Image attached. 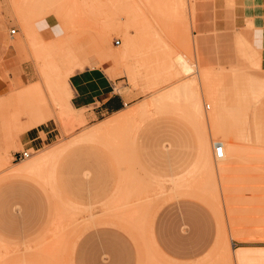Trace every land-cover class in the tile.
Here are the masks:
<instances>
[{
	"label": "rangeland",
	"instance_id": "obj_1",
	"mask_svg": "<svg viewBox=\"0 0 264 264\" xmlns=\"http://www.w3.org/2000/svg\"><path fill=\"white\" fill-rule=\"evenodd\" d=\"M252 1L244 0L245 6L250 7L253 4ZM61 2L63 8V1L32 0V5L37 10L36 13L43 9L41 10L43 14L41 11L39 12L41 17L38 16L41 19L37 21L45 22L48 20L47 17L52 18L54 15H58L61 19L65 18V23L64 20L58 19L57 23L60 24L56 23V29L51 30L52 26L46 28L47 34L50 33V38L53 41H59L64 37V25L67 24L66 28L72 25V21L69 22L61 10ZM108 3L111 4L108 1L107 5H104L106 7L103 6L102 9L110 15L113 13L114 16L116 5L110 9L113 5L107 8L110 6ZM242 3L243 0H194L190 6L185 2L181 8L184 15L181 21L182 33L180 36L176 35L177 38L171 37L172 34L165 37L166 40L168 39L167 44H171L172 48L170 49L176 50L177 48V52H184L189 60L191 58L193 64L196 63L197 70L203 72L205 68H209L213 73L211 81L204 82L202 85L205 86L204 89L206 88L205 95L209 94L205 96V100L203 98L204 109L209 114L214 110L213 107L216 104L220 110L221 128L216 135H213L214 131L210 124V128L206 124L213 161L216 156L212 139L215 141L217 138L221 139L225 134H229L231 140L238 142L240 149L244 148L239 162L233 166L236 168H232V172L230 171V175L228 174V183H224L228 185L226 187L228 190L224 191L226 195L221 188L223 183L204 169L188 178L187 183L190 186L186 188L187 190L180 193L174 192L170 176L186 173L191 166L196 164L198 155V135L195 128L193 129L194 126L187 120L188 115L186 116L189 105L184 100V106L178 107L180 110H176L174 113L170 111V106L163 108L168 111H161L156 106H152L151 102L146 104L152 99L151 96L158 94V91L161 90L160 93H162L169 87L171 88L174 83L182 84L183 81L181 83L180 80L183 79L181 78H190L191 76L181 73L182 75L177 76L180 77L177 79L160 69L157 70V73L155 72V75L154 71L148 69L146 71L144 66L139 65L143 61L141 54L140 57L133 55L130 60L128 58L127 64L117 54L124 46L121 34H112L111 39L109 38L110 43L104 45L101 39L95 38V33L99 29L96 26H91V29L87 28L88 31L86 28L82 31L73 29L70 31L71 39L75 45H79L76 48V53L82 61L86 62L84 65L81 62L83 68L77 72L98 67L109 61L101 60V62L99 60L101 56H98L101 52L104 53L101 49H109L106 53L110 51L115 56L107 64L113 66L114 80L117 81L116 88L125 97L130 96V99L127 100L129 106L139 105L136 108L142 107L144 102V104L150 105V107L148 106L150 108H148L149 116L137 115V119L135 117L131 123L127 124L128 126L125 125L130 137H128L129 140L126 139L125 144L108 148L99 143H79L69 148L63 155L54 172L55 185L53 187L59 189L60 194L57 193L58 195L63 196L59 200L66 198L68 201L70 199V203L73 201L74 205L77 203L76 205L80 207L85 205L84 207L87 209L85 208L86 211H84V208H81L84 212L81 211L75 222L70 221L69 226H66L68 231L64 227L63 231L66 230V232L63 237L67 238H63L65 240L62 244L64 248L59 245V250L57 248L55 254H48L49 256L46 254L47 252H43V248L53 238L54 222L61 214L59 208L62 210L66 207L65 203L63 200L57 202L55 189L52 188V185H47L50 184L49 181L47 183L42 180L43 178L38 179L35 176L13 173V168L26 159H21L17 152L26 150L23 146H12L13 138L7 127L0 121V255L2 254L3 260L9 252L5 260L0 261V264H3L9 257L11 264H23L24 261H27L25 264L32 262L34 264L47 262L46 264H48L49 260L52 263L53 259L54 263L52 264H153V262L155 264H235V249L264 248V69L257 70L256 67L243 65L249 61L238 60V42L236 40L239 33L246 34L251 41L250 46L256 52L250 61L262 58L259 47L262 28L256 24L254 16L250 15L246 16L245 27L236 25V19L240 18L238 5ZM21 4L20 0H0V40H4L10 48L8 56L0 60V73H7L11 78L22 75L27 84H14V87L7 92H0V101H4L5 105L8 98L15 101L17 98L30 96L39 105L48 108V120H52L60 132L54 140L49 141L46 145L27 151L31 155H33L32 153L39 155L49 148L73 139L84 129L93 127L95 123L98 124L111 115L89 121L85 127L69 135L63 134L57 118L59 107L56 105L58 102H53L47 88L42 85L38 91L34 86L33 90H30L33 82L37 80L44 83L45 86L48 85L39 72L38 64L28 56L27 41L25 42L26 39L21 35L20 26L15 19L17 8H22ZM51 6L52 8H50ZM56 9L59 10L56 11ZM42 16L45 18L43 19ZM121 18L123 21L125 20L124 15H121ZM49 21H51L50 24L52 21L53 24H55L54 21L56 22L54 19H49ZM78 21L80 19L75 20L79 24ZM250 21L254 23L253 27ZM57 29L60 30L57 31ZM13 30H16V33H13ZM99 30L100 35L101 29ZM52 31L57 33H52ZM85 31L87 32L85 33ZM132 32H135L134 29ZM188 33L190 34L188 35ZM95 39L101 40L102 46L97 40L98 45H96ZM18 41L23 45L24 50H18L14 46ZM170 44H168L169 47ZM207 49L213 51L209 58L205 52ZM150 54L153 55V52ZM154 56L151 61H154ZM149 71L153 74H150ZM150 87L152 88L150 89ZM198 93L201 96L200 90ZM208 105H211V108H207ZM124 108L123 110L128 109V105ZM28 116L24 108L20 110L19 118L22 121H27ZM0 118L2 119L1 115ZM44 121V117L41 116V120L36 126ZM210 129L212 130L210 131ZM119 131L121 130H117V133ZM114 132H112L113 135H115ZM166 145L170 148L166 149ZM141 168L144 169L141 170ZM127 171L136 175L138 182L140 180L145 184L141 183L142 186L140 185L141 188H144L142 189L143 194H138V185H134L133 189L136 187L135 191L137 192L133 190L134 194L131 193L132 196L130 195V199L128 198L129 200L126 201H130V203L128 202L130 205L127 203L130 207L137 205L140 207L141 205L142 208L141 213L134 216L135 219L130 218L132 221L123 213L126 211V203L120 204L125 205L122 206L124 211L122 208H120L122 211L118 209L121 211L118 214L124 216H117V211L115 213L113 208L109 210L107 205L102 204H106L107 199L110 200L121 175ZM45 173L46 179H48V174ZM151 175L167 179L166 182L162 179L163 186L164 184L166 186L162 193L156 187L157 181L150 180L149 176ZM127 176L124 177V180L127 178L130 182L128 179L130 174ZM200 177L204 180L202 181ZM231 179L232 181H230ZM138 182L136 181V183ZM149 183L150 185H148ZM214 183H216L215 186ZM126 185L128 186L127 182ZM126 185L124 181V186ZM218 187L219 190H217ZM228 187L232 189L231 193ZM53 189L54 192H52ZM144 193L147 195L145 194V196ZM131 203L137 204L131 205ZM138 206L137 208H139ZM104 210L107 211L106 214ZM56 211L60 214L56 215ZM56 216L58 217L56 218ZM97 217L99 218L97 219ZM134 223L135 225H133ZM69 227L72 228V231H69L71 230ZM227 245L230 248L231 260L227 254H223ZM38 253H41L40 256ZM42 255L46 259H43ZM24 256L25 258H23Z\"/></svg>",
	"mask_w": 264,
	"mask_h": 264
},
{
	"label": "bare ground",
	"instance_id": "obj_2",
	"mask_svg": "<svg viewBox=\"0 0 264 264\" xmlns=\"http://www.w3.org/2000/svg\"><path fill=\"white\" fill-rule=\"evenodd\" d=\"M11 1H13V0H11ZM59 1H63V3H64L63 8H62V2L60 3L61 4V10L64 12L66 17L69 19V22H70V20L72 21V25L70 27L66 28L67 24L64 25L65 26L64 27V34H63L64 37L59 41H53L50 38L51 37L50 33L48 35L46 32L47 31L46 28H50V26H52L51 30L57 28L56 23L58 22V19H61L58 15H54V16L50 15V16H52V18L47 17L48 20L47 21L45 20V22L37 21V20L41 19L38 16L41 17V14L39 12L43 9L39 10L38 13H36L37 10H35V8H34L35 6L33 7L32 0H20V2L22 3L21 4L22 6L21 5L20 6L22 8L18 7L17 8L18 11H17L16 7L14 6L15 10L17 11V13L16 14L14 13V14L16 15L15 19H17L18 25L20 26L21 35L26 39L25 42L27 41V46H28V51H29L28 56H30L32 59H34L35 62L38 64L39 72H40L42 78L45 80V82L48 85L47 86L48 91H49V93H51L53 100L55 99L53 102L57 101L58 104H60V106H62V107H60V106L56 105V106L60 107V110L62 109V111L59 110L60 113H58V116H60L59 114H61L62 117H67L66 119H62V120H63V122L65 120H68L70 122V126L72 129L71 132L74 130L75 127L81 126L84 123L86 124V122H88V121H86L84 118L78 119L77 114L75 112H73L71 110V108L69 107L70 98L72 96V91H71L70 84H69V78L77 70H80L83 68L81 62H83V65H84V63L86 64V62L82 61L79 58V55L76 53V48H78L79 45H75L74 42L72 41V39H71L72 34H70V31L73 29H79L82 31L84 28H86V30H87V28L91 29V26H96L97 28L101 29V34L99 35V32H100L99 29H98L99 32L97 31V33H95L94 31H92V33L94 32L95 38L98 37L99 39H101L102 42L104 43V45L110 43L109 38L111 39L112 34L113 35L114 34H121L123 36L124 46L122 48H120V50L118 51L117 54L122 61H126V60H128V58L130 60V57H133V55L140 57V54H141L143 61L140 62L139 65L144 66L145 70L148 69L150 71H154V74H155V72L157 73L158 69H160L164 72L166 71L167 73L171 74L175 78L179 75H182L181 73H184L186 76H191L190 78H181V79H183V80H180V82L183 81V83L181 82L182 84L174 83L175 86H173L174 85L173 84L172 85L173 87L172 86H171V88L169 87L170 89L167 87L168 90H165L162 93H160L161 90H160V92L158 91V94L156 96H153V97L151 96L152 101L150 100L149 103H148V101L146 103V104H150V102H151L152 106L153 105L156 106L158 108V110H161V111H166L167 109L166 110H164V109L170 106V108H171L170 111L176 112V110H180V109H178V107L181 108L182 106H184L183 103H185L187 101L186 103H188V105H189L188 110H187L188 112H186V116L188 115L187 120L194 126V128L197 130V133L199 136V152H198V156L196 159V164L193 167L191 166V168L186 173H182L178 176H174V177L170 178L172 180L173 185H174V187H173L174 192L180 193V192L187 190L186 188L190 186L187 183L188 178H190L191 176H194L198 171L202 172L203 169L206 170L207 172L208 171L211 172L215 178L217 177L218 181L220 180L223 183L222 184L223 187H221L223 192L225 190H228V189H226V187L228 185H225L224 183H228V181H229L228 180L229 179L228 174L230 171L232 172V168H236L233 166H234V164L239 162L240 156L243 153L242 151H244V148L241 147V149H240L238 142L236 140H231V137L229 134H225L223 138H221V139L217 138L215 141H213L214 139H212V137L210 136L212 139V142H213V146L215 149L214 153L216 156V158L213 157L214 161L212 159L213 153H211V149H210L209 138H208V135L206 132V124H208V127L210 124V127H212V129L214 131V134L213 133L212 134L216 135V133L219 132L218 130L221 128L220 110H219V106L216 104H214L215 105V107H213L214 110L212 112H210L209 114H208L207 110L204 109L205 108L204 107L205 96H207L209 94L205 95L206 94V90H205L206 88L204 89L203 87H205V86H202V85H204V82H210L211 81L213 73L209 68H205L203 72H201L199 69L197 70V68H196L197 65H195L196 63L193 64L194 62L192 63L191 58L189 60L187 58V56L184 54V52H177V48H176V50L170 49V48H172L171 44L168 43V44H170V47H169L167 44L168 39L166 40V38H165L169 34H172L171 37L175 36V38H177L176 35L180 36V34L182 33L181 21L184 18V15H183L182 10H181L182 4L187 2L188 5L190 4V6H191L194 0H106L104 2L102 0H59ZM108 1L111 2V4L108 3V6L109 5L110 6L107 8H110L113 5L110 8V9H112L116 5L115 6L116 8L114 9V13L116 12L114 14L115 17L113 16V13H111V15H110V14H108L107 11H103L104 9H102L104 5H107ZM113 2H114V4H113ZM54 4H56V3H54ZM40 6H42V5H40ZM52 6H54V5H52ZM52 6L50 8H52ZM104 7H106V6H104ZM58 10L59 9H56V11H58ZM109 12H110V10H109ZM41 13H42V11H41ZM121 15H124V17H125L124 21L122 20ZM43 16H45V15H43ZM44 18L45 17H43V19ZM49 19L50 20L51 19L56 20V22L54 21L55 24H53V21H52V24H50L51 21H49ZM77 19H80V21H78L79 24L77 22H75V20H77ZM61 20L62 21L64 20V23H65V18H62ZM59 22H60V20H59ZM67 22H68V20H67ZM250 22H251V25L253 27L254 23L252 21H250ZM57 24L59 25L60 23H57ZM248 26H250V25L248 24ZM133 29L135 31L134 33L132 32ZM59 30L57 29V31H59ZM87 31H85V33ZM189 31H191V30H189ZM15 32H16V30H15ZM55 32L56 31H54V32L52 31V33H55ZM89 32H91V31H89ZM189 34L190 33H188V35ZM96 40L97 39H95V43H96ZM100 41H98V42H100ZM97 43H96V45H98ZM101 46H102V43H101ZM160 47H161V49H160ZM101 50L105 54L101 52L100 55H98V56H101L99 58L100 61L101 60H109L110 61V60L114 59L115 56L113 54H111L110 51H109V53L108 52L106 53V51H108L109 49L108 50L101 49ZM151 52H153V55H155L154 61H151L153 59V55L150 54ZM159 53H160V55H162V57H160ZM96 54H98V52H96ZM262 59L263 58L255 59V60L249 61L248 63L243 64V65H247V66L249 65L251 67H256L257 70H261V69H264L262 67V63H261ZM85 61H86V59H85ZM126 63H127V61H126ZM110 68H112V67H110ZM147 74H148V72H147ZM150 74H153V73L150 72ZM39 78H40V76H39ZM134 78H135V76H134ZM178 78H180V77H177V79ZM213 82H214V80H213ZM155 86H156V84H155ZM151 88L152 87H150V89ZM197 89H199L201 91L202 98L200 96V93H198L199 90H197ZM203 98H204V100H203ZM126 99L129 100L130 96L127 95ZM184 100H185V102H184ZM144 103H142V107L136 108L139 105H137L136 107L129 106L128 101H127L128 109L123 110L122 113H120L122 110L117 112L120 114L117 116H115V114H114L115 117L111 116L112 118L109 117L106 121L104 120V122L102 120L101 123H98V124L95 123L96 126L93 125V127H90L88 129H84L77 136L73 137V139H70L69 141L62 143L59 146L58 145L56 147L54 146V148H50L47 151H45L39 155H37L36 153H32L33 155H31L28 152V156L23 157L26 159H24L21 163H19V165L17 167L13 168V173L14 174L28 175V176H35V177H38V179L43 178L42 179L43 181H45V182L47 181V183L49 181L50 184H47V185H50V186L52 185V188L55 189V187H53L55 185V178H54L55 166H56L59 158L61 157V155L65 152V150H67V148L69 146H71L75 143L77 144V143L83 142V141L97 142V143H100V144L107 146L108 148L109 147L112 148L115 145L119 146L123 143L125 144L126 141L129 140V138H130L128 136V130H126V127L128 126L127 124L131 123L137 115H140L143 117V116H147L149 114L150 110H148V108L150 107V105H146ZM214 103H216V102L214 101ZM156 107H154V108H156ZM207 108H211V105L210 106L208 105ZM73 110H75V109H73ZM75 111H78V110H75ZM136 119H137V117H136ZM138 119H140V118H138ZM142 119H144V118H142ZM63 125H64V123H63ZM121 125H123L124 127ZM125 125H127V126H125ZM82 127H84V125ZM121 127L123 128V130ZM119 129L121 131H119L118 132L119 134H118L117 130H119ZM212 129H210V131ZM115 130H116V132H114ZM112 132H114L115 135L117 134L116 135L117 137L115 135H113ZM218 146H222V149H223V155L221 157H219L216 154V150H217ZM256 151H257V149H256ZM251 153H253V152H251ZM143 169L141 168V170H143ZM127 170H129V169H127ZM45 172H47V174H48V179H46L47 177L45 176L46 175ZM125 174H127V175L130 174V176L128 178L130 182H128L127 178L124 180V177H128ZM122 175H124V176H122ZM122 175L120 177L121 178L120 183H119L116 191L110 197V200L107 199L108 202L106 200L105 201L106 204L105 203H102V204L107 205V207H109V208H107V207L106 208L109 210H110V208L111 209L113 208L112 210L115 211V213L117 211L116 214H118V212L121 210L120 208H122V206H123L120 204L126 203V206H128L129 208H127L124 205L126 208V211L123 213H124L125 217H127V218H129V220H131L130 218L135 219L134 216L139 215L141 213L142 208H141V205H140V207L137 205L139 208H137V206L130 207L129 206L130 201H128L129 203L126 201L130 199L132 194H134V192L132 193V191L133 190L135 191V188H136L135 187L133 189L134 185H138V192L137 191H135V192H137L138 194H143L144 191L142 192V189H144V188H141V186L144 183H142V181L140 182V180H139V182H140L139 183L138 179H137L138 177L136 175L130 173V171H127L126 173L123 172ZM132 175H134V176H132ZM200 175H202V174H200ZM151 176H149L150 180L151 181H153V180L157 181V183H155V184H157L156 187L162 193L164 191V186H165V184L163 186L162 183L166 182L167 179H165L163 177L160 178L159 176H156V175H151ZM44 178H45V180H44ZM143 178H145V177L143 176ZM207 178H208V176H207ZM209 178H211V177H209ZM162 179L164 182L162 181ZM194 179H195V177H194ZM141 180H143V179L141 178ZM201 180H202V178H201ZM203 180H204V178H203ZM124 181H125V185H126V182L128 184V186L126 185L128 187L127 189H126V186H124ZM136 181L139 184L136 183ZM230 181H232V179ZM154 182H153V184H154ZM214 182H215V180H214ZM146 183H148V182H146ZM215 184L216 183H214V186H215ZM148 185H150V183ZM212 185H213V183H212ZM151 186H152V184H151ZM191 186H192V184H191ZM202 187H203V185H202ZM216 187H217V185H216ZM228 188L230 189V193H231L232 189L230 187H228ZM54 189L52 192H54ZM194 189H195V187H194ZM58 190L55 189V194L59 193ZM217 190H219V187L217 188ZM222 190H220V191H222ZM145 192H146V189H145ZM217 192H219V191H217ZM154 193H156V192H154ZM145 194L146 193H144V195ZM221 194H223V193H221ZM224 194H225V192H224ZM221 196H223V195H221ZM62 197L63 196L58 195V194L55 196V198H58L57 202L62 201L63 199L59 200V198H62ZM224 197H226V196H224ZM66 200H67L66 198H64V200H63V203H65V206H66L65 208H63L64 210L62 209L63 210L62 211L61 208H59L60 209L59 211L61 214L59 212L57 213V211H56V215L60 214V216L59 217L56 216V218L58 217V219L56 222H54V228H52L53 229L52 230L53 231V238L50 239V241L43 248L44 249L43 252H47L46 253L47 255L48 254L49 255L55 254L57 248L59 250V245L62 246L63 242H65V240L63 238H66V236L63 237V235H65L64 233L67 230L66 226L67 225L69 226V223L75 222V220L78 219V215L81 213L83 208H84L83 210L86 211L85 210L86 207H84L85 205L80 207V206L76 205L77 203L74 205L73 201L71 202L73 204H71L70 199L68 201H66ZM107 203H109V204H107ZM127 203L129 205H127ZM133 204H137V203H133ZM133 204L131 203V205H133ZM119 205H120V207L117 208ZM110 206H114L116 208L110 207ZM226 207H227V205H226ZM118 209H120V210L118 211ZM122 209H123V211L125 210L124 208H122ZM106 210H104V212ZM84 211H82V212H84ZM85 213H87V212H85ZM102 213H103V211H102ZM106 213H107V211L105 212V214ZM241 213H242V211H241ZM98 214H100V213H98ZM102 215H100V216L103 217ZM120 215L124 216L123 214H118L117 216H120ZM98 218L99 217H97V219ZM122 218L125 219L124 217H122ZM136 223H137V221H136ZM75 225H76V223L74 224V226ZM133 225H135V223ZM74 226H72V227L74 228ZM64 227L66 228L65 232L63 231ZM79 227L81 228V226H79ZM70 229L71 230H69V231H72V228H70ZM74 230H76V229H74ZM231 231H232V228H231ZM235 234H238V233H235ZM67 236H69V235L67 234ZM226 241L224 243L225 245L227 244ZM63 248L61 251H63ZM225 248H226V250L223 252V254L224 253L227 254L231 260L230 248L228 247V245ZM37 251H41V250H37ZM19 252H21V251H19ZM8 254H9V252H8ZM8 254H7V256H8ZM40 254H39V256H40ZM1 255H0V258H1L0 261L3 260ZM20 255H22V254H20ZM35 255H37V254H35ZM7 256H5V257H7ZM30 256H31V254H30ZM32 256H33V254H32ZM5 257H4V260H5ZM34 257H31V258H34ZM42 257H43V255H42ZM54 257H56V256H54ZM9 258H8V260L6 259V261H5L6 264H7V261H8V264L10 263ZM23 258H25V256ZM26 258H27V256H26ZM44 258L45 257H43V259ZM11 259H13V258L11 257ZM21 259H22V257H21ZM29 259H30V257H29ZM52 259H53V257H52ZM57 259H59V258H57ZM148 259H149V257H148ZM14 260L16 261V259H14ZM24 260H26V259H24ZM37 260H38V258H37ZM53 260H52V263H54ZM45 261H47V260H45ZM234 261H235V264H264V248H259L256 250H248V248H242L239 250L235 249L234 250ZM25 262L27 263V261H24L23 264H25ZM145 262H147V261H145ZM32 263L34 264V262H32ZM49 263L52 264L50 262V260H49L48 264ZM61 263H63V262H61ZM16 264H18V263H16ZM146 264H148V263H146ZM153 264H155V262H153Z\"/></svg>",
	"mask_w": 264,
	"mask_h": 264
},
{
	"label": "crops",
	"instance_id": "obj_3",
	"mask_svg": "<svg viewBox=\"0 0 264 264\" xmlns=\"http://www.w3.org/2000/svg\"><path fill=\"white\" fill-rule=\"evenodd\" d=\"M252 3L253 4L248 8L245 6L244 0L242 4L238 5L240 18L236 19L235 23L239 27H245L246 16L250 15V16H254L256 24L262 28L259 47L261 50V56L263 58L261 63H262V67L264 68V0H253ZM236 40L238 42V56H237L238 60L244 62L253 59L254 57L252 58L251 56H253V54L256 52L255 49H253L250 46L251 41L248 39L246 34L239 33L238 36H236ZM14 46L18 50L19 49L24 50V48L22 47L23 45H21L19 41L16 42ZM9 50L10 48L6 45V42L4 40L2 41L0 40V60L8 56ZM223 51H224V46H223ZM205 52L208 58L212 56L213 53L212 50L209 51L207 49L205 50ZM107 62L109 61L100 64V66L98 67L87 68L85 70L78 72L76 71L69 78V84L72 91L69 107L73 112L77 114L78 119L84 118L86 121H88V122L85 121L86 124L85 123L83 124L84 127L89 123V121L99 119L102 116L111 115L112 117H115L119 115L120 113L123 112V109H125L124 107L127 105L126 97L123 95L122 92H120L116 88L117 81L116 79L114 80L115 73L113 71V66H110L109 64H107ZM14 84L21 85L27 83L22 75L11 78L10 76H8L7 73H0V92H4V93L7 92L8 90L14 87L13 86ZM41 85L45 87L44 83L37 80L33 82V85L30 87V90H33V88L35 87V89L38 91L40 90ZM49 95L52 98L50 93ZM3 102L0 101V115L2 116V119L0 118V121H2L3 124L7 127L13 138L12 146H23L24 150L39 149L40 147L46 145L49 141L54 140L55 137L58 136V132H60L58 126L56 124H53L52 120H48L49 117L48 108L39 105L37 102H35L33 97L30 96H25L22 98L20 97L17 98L15 101H12L8 98L7 101L5 102V105L3 104ZM58 106H60V104H58ZM23 108L27 111V114L29 115L27 121H22L19 118V112ZM73 109L78 110L79 112ZM60 111H62V109ZM119 111L121 112L117 113ZM114 114L115 116H113ZM59 115L61 116V114ZM41 116L44 117L45 121L39 124L38 126H36L40 122ZM60 116L57 115V118L60 122V126L63 134L69 135L77 131L78 129L83 128L82 127L83 125L77 126L74 128V130L75 129L76 130L75 131L73 130L71 132L72 129L70 126V122L68 120H65L63 122L62 120V119H66L67 117H62V116L60 117ZM107 119H105V121ZM62 122L64 123V125ZM101 122L102 121H100L99 123ZM194 130L197 133L196 129ZM91 142L92 141H83L80 143H91ZM92 143H97V142H92ZM74 145H76V143L69 146L67 150ZM165 148L169 149L170 146L166 145ZM67 150H65V152L61 155L57 164L59 163L63 155L67 152ZM197 152H199V136L197 143ZM178 175L180 174L172 175L170 176V178Z\"/></svg>",
	"mask_w": 264,
	"mask_h": 264
},
{
	"label": "built area",
	"instance_id": "obj_4",
	"mask_svg": "<svg viewBox=\"0 0 264 264\" xmlns=\"http://www.w3.org/2000/svg\"><path fill=\"white\" fill-rule=\"evenodd\" d=\"M13 33H16L15 30H13ZM119 43V42H118ZM28 150L26 151H22V152H17V155L20 157V158H23V157H27L28 156ZM216 154L221 157L223 155V149H222V146H218L217 147V150H216Z\"/></svg>",
	"mask_w": 264,
	"mask_h": 264
}]
</instances>
